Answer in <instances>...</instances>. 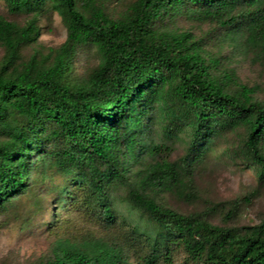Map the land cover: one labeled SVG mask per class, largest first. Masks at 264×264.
<instances>
[{"label": "trees", "instance_id": "trees-1", "mask_svg": "<svg viewBox=\"0 0 264 264\" xmlns=\"http://www.w3.org/2000/svg\"><path fill=\"white\" fill-rule=\"evenodd\" d=\"M25 25L0 17V212L26 193L37 155H49L75 172L80 201L90 219L111 237L60 242L42 264H264V220L254 226H218L201 215H184L159 203L160 192L188 196L195 167L227 134L264 184V99L235 71L223 79L191 32L167 21L185 8L222 28L243 30L248 45L264 54V0H134L119 16L106 0H6ZM59 13L66 42L48 55L23 59L41 37L40 19ZM83 50L101 63L85 82L70 71ZM161 124L164 134H187L180 164L148 163L162 147L143 139ZM146 124L148 126H146ZM148 218L131 226L117 212L116 193ZM188 193V194H187ZM65 200V201H66ZM231 213V212H230ZM236 212L230 214V218ZM134 259V260H133ZM180 261V262H179Z\"/></svg>", "mask_w": 264, "mask_h": 264}, {"label": "rangeland", "instance_id": "rangeland-1", "mask_svg": "<svg viewBox=\"0 0 264 264\" xmlns=\"http://www.w3.org/2000/svg\"><path fill=\"white\" fill-rule=\"evenodd\" d=\"M133 1L106 0L108 12L117 17ZM1 16L19 25H25L30 18L27 14H12L6 0H0ZM166 25L177 32H191L201 41L209 58L219 61L211 68L217 79L235 71L242 83L257 88V97L264 99V54L248 45L243 30L222 28L188 7ZM39 27L41 37L37 44L25 48L24 60H29L36 52L48 55L68 38L67 27L57 12L44 15ZM5 56L6 51L0 47V69ZM100 63L96 50H83L70 71L71 81L85 82ZM143 139L158 143L162 148L154 156H147L135 172L148 163L180 164L187 153V134L178 132L177 137L166 136L158 122L150 129L145 128ZM238 144L234 134H227L217 142L204 163L195 167L193 188L187 190L188 196L177 191L160 192L159 203L184 215L204 216L218 226L260 224L264 220V184L260 183L255 170L243 161ZM57 145V142L50 144L45 149L46 154L37 155L30 189L0 212V264H42L53 258L60 242H82L114 234L90 219L80 201L77 204L71 198L66 200L68 194L77 195L79 199L82 189L76 185L75 172L49 155ZM115 195L117 212L122 219L134 227H149L148 218L125 199V190H118ZM234 211L236 216L230 218Z\"/></svg>", "mask_w": 264, "mask_h": 264}]
</instances>
